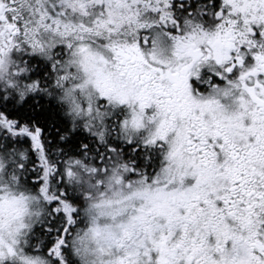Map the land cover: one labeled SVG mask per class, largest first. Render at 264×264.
Returning <instances> with one entry per match:
<instances>
[{
	"label": "snow or ice",
	"instance_id": "snow-or-ice-1",
	"mask_svg": "<svg viewBox=\"0 0 264 264\" xmlns=\"http://www.w3.org/2000/svg\"><path fill=\"white\" fill-rule=\"evenodd\" d=\"M0 264H264V0H0Z\"/></svg>",
	"mask_w": 264,
	"mask_h": 264
}]
</instances>
